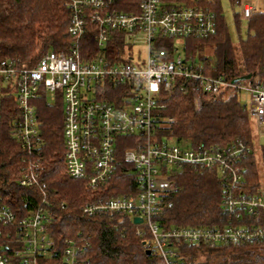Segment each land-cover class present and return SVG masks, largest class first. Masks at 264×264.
I'll use <instances>...</instances> for the list:
<instances>
[{
    "label": "built area",
    "instance_id": "1",
    "mask_svg": "<svg viewBox=\"0 0 264 264\" xmlns=\"http://www.w3.org/2000/svg\"><path fill=\"white\" fill-rule=\"evenodd\" d=\"M116 1L72 0L69 29L76 39L68 52L48 50L32 68L0 60V98L14 94L20 112L15 121L17 139L29 150L40 149L38 102L62 103L68 172L86 179L87 185L96 189L118 165V139L134 137L135 143L124 151L123 158L135 172L136 191L101 198L83 211L88 215L104 212L142 218L150 234L149 247L164 264H191L186 252L190 247L214 248L264 238V185L256 194L238 188L244 179L240 162L252 152L251 145L237 138L224 147H188L156 136L159 98L180 82L191 90L197 106L204 94L240 95L246 91L259 142L264 136V77L230 81L205 75L194 55L186 57L178 52L177 44L186 38L203 39L217 32L216 12L199 0H191V4L179 0L178 5H170L169 0H139L130 10L117 8ZM232 1L240 6L244 19L264 9V0ZM89 8L96 22L95 38L103 48L86 58L80 39L88 27ZM115 32L122 34L120 52L115 50L117 58L109 52L114 49L110 41H114ZM165 39L174 41L172 58L168 48L157 46ZM139 40L146 46L145 57L136 50ZM109 89L121 92L108 99L103 94ZM186 166L221 175L224 209L233 222L161 225L164 208L172 206L165 203L167 197L178 188L174 175ZM36 180V173H26L21 184L32 185ZM53 219L45 197L41 205L21 218L0 203V224L10 228L6 234L0 230V236L7 237L0 242V264H78L80 246L75 240L67 239L61 252L54 246L49 232Z\"/></svg>",
    "mask_w": 264,
    "mask_h": 264
},
{
    "label": "trees",
    "instance_id": "2",
    "mask_svg": "<svg viewBox=\"0 0 264 264\" xmlns=\"http://www.w3.org/2000/svg\"><path fill=\"white\" fill-rule=\"evenodd\" d=\"M170 5L180 4L169 0ZM191 4V0H184ZM216 12L217 32L207 38H186L184 56L194 55L205 75L236 80L245 75L264 77V9L244 19L235 12L241 26L246 20V35L235 43L226 21L221 0H199ZM232 1V0H231ZM72 0H0V60L32 68L48 51L68 52L76 36L70 32ZM139 0H118L117 8L130 10ZM233 3V1H232ZM132 5L133 7H129ZM87 29L81 35V52L89 57L103 47L96 40V22L86 12ZM241 34V31L239 32ZM110 41L111 55L117 58L122 34L115 32ZM174 41L165 39L157 46L169 50L172 58ZM108 52V53H109ZM116 54V55H115ZM198 56V57H197ZM121 90H107L103 96L113 99ZM197 106L193 94L177 82L159 98V126L156 136L188 147H224L240 138L251 145L252 152L241 160L244 179L239 190L256 194L264 185V145L258 146L254 122L248 106L238 94L224 92L218 96L203 95ZM14 94L0 98V203L9 206L18 218L35 210L45 197L54 213L49 232L58 252L67 239L80 246L78 264H164L150 249V234L142 223L125 214H85L83 208L101 198L134 193L137 189L133 167L123 158L124 151L135 143L134 137L118 139L119 162L114 173L99 187L91 188L86 179L68 172L65 161L64 107L38 102L37 118L42 145L38 150L25 148L16 137L15 121L20 117ZM170 119H173L170 121ZM256 144V146H255ZM259 147V150L256 148ZM34 172L37 180L22 185L26 173ZM177 190L166 200L160 218L164 228L173 226L224 225L229 220L224 209L221 175L208 169L186 166L176 171ZM263 182V184H261ZM6 225L0 230L6 234ZM6 235L0 236L5 242ZM148 250L151 253H148ZM191 264H264V238L230 246L190 247L186 250Z\"/></svg>",
    "mask_w": 264,
    "mask_h": 264
},
{
    "label": "rangeland",
    "instance_id": "3",
    "mask_svg": "<svg viewBox=\"0 0 264 264\" xmlns=\"http://www.w3.org/2000/svg\"><path fill=\"white\" fill-rule=\"evenodd\" d=\"M246 1H249V0H246ZM222 2V5H223V8H224V12H225V17H226V21L228 23V26H229V29H230V32H231V35H232V39L235 43H238L239 39H240V35L242 37H245L246 35V20H243V22L241 23V26H238L236 21H235V12L237 11H241V8L240 6L238 5H234L232 3L231 0H221ZM241 31V34L239 33ZM178 46V52L183 54L184 55V47H183V44L180 43V44H177ZM136 50H141V56L142 57H145L146 56V46L145 44L143 43L142 40H139L137 43H136ZM198 57V56H197ZM239 99L247 104V106L249 105V95L246 91H243L240 95H239ZM257 136H256V140H257ZM258 141V140H257ZM258 143V146H259V142ZM256 146V144H255ZM257 150H259V147L256 148ZM261 184H263V182H261Z\"/></svg>",
    "mask_w": 264,
    "mask_h": 264
},
{
    "label": "water",
    "instance_id": "4",
    "mask_svg": "<svg viewBox=\"0 0 264 264\" xmlns=\"http://www.w3.org/2000/svg\"><path fill=\"white\" fill-rule=\"evenodd\" d=\"M250 77H251V75H245V76L241 77V79H243V80H247V79H249ZM259 145H261V146L264 145V136L260 137V139H259ZM134 221H135L136 223H142V218H140V217H135V218H134ZM148 253H151V251L148 250Z\"/></svg>",
    "mask_w": 264,
    "mask_h": 264
}]
</instances>
